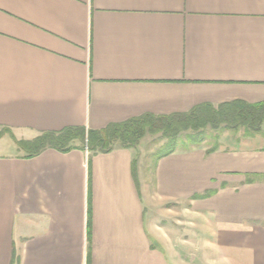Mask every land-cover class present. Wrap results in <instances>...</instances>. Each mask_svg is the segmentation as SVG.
I'll list each match as a JSON object with an SVG mask.
<instances>
[{"label":"crops","instance_id":"0c3cea01","mask_svg":"<svg viewBox=\"0 0 264 264\" xmlns=\"http://www.w3.org/2000/svg\"><path fill=\"white\" fill-rule=\"evenodd\" d=\"M234 101L264 102V0H0L19 141ZM244 138L159 159L154 186L136 149L28 158L10 138L0 264H264V133Z\"/></svg>","mask_w":264,"mask_h":264},{"label":"trees","instance_id":"16d2710c","mask_svg":"<svg viewBox=\"0 0 264 264\" xmlns=\"http://www.w3.org/2000/svg\"><path fill=\"white\" fill-rule=\"evenodd\" d=\"M263 127L264 102L249 104L234 101L217 107L211 104L201 105L184 114L146 115L124 123L112 124L102 131L87 132L80 127L68 128L59 133H43L31 141H19L9 129H1L0 139L5 133L10 134L19 150L28 158L38 156L47 149L66 153L77 144L94 155L110 153L116 149H138L148 130L160 131L167 140V148L161 153V159L178 151H189L201 146L205 142L204 135L208 129L234 133L244 130L247 137L263 133ZM179 141L182 142L181 146L178 145ZM214 150L208 149V153Z\"/></svg>","mask_w":264,"mask_h":264},{"label":"rangeland","instance_id":"374dc122","mask_svg":"<svg viewBox=\"0 0 264 264\" xmlns=\"http://www.w3.org/2000/svg\"><path fill=\"white\" fill-rule=\"evenodd\" d=\"M263 133H264V127H263ZM183 136V134L181 135ZM5 138H8L3 142V144H0V153L5 154L14 151V146L12 145L13 141L11 140L12 137L10 134L5 133ZM11 139H10V138ZM205 142L202 144L207 149H215L219 146H221V143H226V145H229V142L233 140V142L236 139H245V133L244 130H240L237 133L230 132V131H214L212 129H208L205 132ZM236 138V139H235ZM178 145H182V142ZM227 145V146H228ZM167 148V140L163 136V133L158 132H150L149 130L145 134V137L141 140L138 149H136V155L138 156V165L140 167V171L142 176L145 178V180H151V185L154 186L153 177L155 175V167L158 163L159 158L161 157V153ZM144 193L149 191V188L146 186L143 189ZM172 208H175L172 207ZM148 211H150L148 209ZM152 213L156 212V209H151ZM148 214V212H147ZM148 216V215H147Z\"/></svg>","mask_w":264,"mask_h":264}]
</instances>
